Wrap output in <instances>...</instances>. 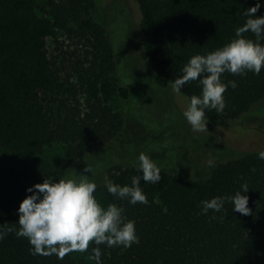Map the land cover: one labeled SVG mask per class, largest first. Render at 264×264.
<instances>
[{
    "label": "trees",
    "instance_id": "16d2710c",
    "mask_svg": "<svg viewBox=\"0 0 264 264\" xmlns=\"http://www.w3.org/2000/svg\"><path fill=\"white\" fill-rule=\"evenodd\" d=\"M135 1L143 57L170 85L192 56L229 42L247 19L243 13L256 3ZM43 2L0 0V147L26 157L23 166L0 164V227L13 229L0 240V264H95L90 259L93 243L87 252H70L62 259L34 254L27 238L15 234L17 209L30 195L26 188L44 178L66 179L68 167L89 149L112 148L121 157V145L127 163H110L94 196L104 207L114 203L123 208L135 221L138 243L129 248L100 245L102 264H264V160L257 158L259 150L220 160L207 177L193 182L158 166L159 183H140L147 204L132 205L107 192L109 181L125 185L140 175L138 156L144 151L119 143L124 120L112 106L115 98L127 101L129 87L118 83L117 58L104 25L93 16V0ZM260 2L256 16L264 15V0ZM243 35L255 39L251 32ZM48 38L57 43L56 52H49ZM221 79L237 86H228L223 94V112L206 110L211 124L236 120L264 97V68L259 75L225 72ZM179 92L189 102L201 88L198 81H190ZM56 144L61 152L39 158ZM129 150L134 158L127 157ZM243 184L249 187V215L233 211L228 202L221 212L201 214V201L231 196Z\"/></svg>",
    "mask_w": 264,
    "mask_h": 264
},
{
    "label": "clouds",
    "instance_id": "9594fccd",
    "mask_svg": "<svg viewBox=\"0 0 264 264\" xmlns=\"http://www.w3.org/2000/svg\"><path fill=\"white\" fill-rule=\"evenodd\" d=\"M262 7L260 0L247 8L243 13L247 17L245 23L235 30L234 37L223 46L204 55L192 56L182 69V75L173 82V88L180 91L190 81H198L201 88L199 95L189 98L183 117L194 131H205L207 124L206 110L223 112L226 107L224 93L228 86L235 88L236 82L225 84L221 77L225 72L232 75H246L253 72L259 75L264 68V15L255 14ZM251 32L255 39L243 34ZM257 158L264 160V149L257 152ZM213 166V161H208ZM138 172L130 184L120 185L109 181L106 189L109 194L126 199L128 203L147 204L148 200L140 187L145 183L157 184L161 180V169L149 155L138 156ZM86 172L91 169L86 167ZM44 178L28 188L17 209L19 228L15 230L17 237L27 238L33 246L34 254L46 256L57 255L63 258L70 252H87L89 244L96 245L92 249L90 259L95 264H102L100 245L108 248H129L138 243L135 221L124 215L123 208L114 203L102 206L94 196L97 185L87 179ZM249 187L241 185L240 190L231 196H216L201 201V214L207 215L209 210L221 212L226 202L232 204V210L242 215H249ZM13 229L0 227V240Z\"/></svg>",
    "mask_w": 264,
    "mask_h": 264
},
{
    "label": "rangeland",
    "instance_id": "374dc122",
    "mask_svg": "<svg viewBox=\"0 0 264 264\" xmlns=\"http://www.w3.org/2000/svg\"><path fill=\"white\" fill-rule=\"evenodd\" d=\"M36 1L44 6L43 0ZM93 3V16L104 25L112 42L118 83L129 87L127 101L115 98L112 102L124 120L119 143H130L136 151L143 150L142 153L155 162L166 158L157 165L190 182L207 177L220 160L264 149V97L232 122L221 125L207 122L205 131L192 130L182 115L188 104L186 96L161 81L143 57L136 1L93 0ZM37 11L44 15L39 8ZM58 39L63 40V36ZM56 45L53 39H47L49 52L54 51ZM120 148L124 153L121 157L115 156L112 148L89 149L68 167L66 179H82L87 175V179L96 184L104 182L110 163H127L126 150L123 145ZM130 150L127 157L134 158ZM61 151V145L56 144L48 147L39 158L53 157ZM25 159L0 147L1 165L23 166ZM210 159L213 166L208 164ZM173 163L179 172L172 169ZM86 167L91 172H86Z\"/></svg>",
    "mask_w": 264,
    "mask_h": 264
}]
</instances>
